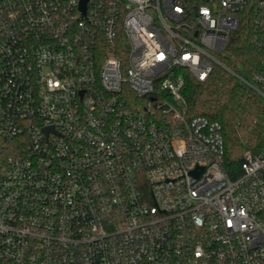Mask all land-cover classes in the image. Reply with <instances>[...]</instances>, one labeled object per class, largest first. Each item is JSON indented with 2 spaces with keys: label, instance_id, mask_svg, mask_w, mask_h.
I'll return each instance as SVG.
<instances>
[{
  "label": "built area",
  "instance_id": "2783aa9c",
  "mask_svg": "<svg viewBox=\"0 0 264 264\" xmlns=\"http://www.w3.org/2000/svg\"><path fill=\"white\" fill-rule=\"evenodd\" d=\"M81 2L0 0V264H264V153L231 175L183 94L221 66L264 99V0Z\"/></svg>",
  "mask_w": 264,
  "mask_h": 264
},
{
  "label": "trees",
  "instance_id": "16d2710c",
  "mask_svg": "<svg viewBox=\"0 0 264 264\" xmlns=\"http://www.w3.org/2000/svg\"><path fill=\"white\" fill-rule=\"evenodd\" d=\"M257 30L252 18H242L222 57L227 65L241 73L260 67L263 55L256 47ZM183 94L190 117L201 115L222 124L224 165L231 175L240 172L245 153H264V99L239 78L221 66L204 82L187 72Z\"/></svg>",
  "mask_w": 264,
  "mask_h": 264
},
{
  "label": "water",
  "instance_id": "95a60500",
  "mask_svg": "<svg viewBox=\"0 0 264 264\" xmlns=\"http://www.w3.org/2000/svg\"><path fill=\"white\" fill-rule=\"evenodd\" d=\"M87 1L88 0H82V2H81V7H82V9H83L84 12L86 10Z\"/></svg>",
  "mask_w": 264,
  "mask_h": 264
}]
</instances>
